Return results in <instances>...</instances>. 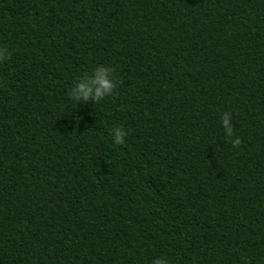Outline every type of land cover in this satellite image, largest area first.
<instances>
[{"label": "trees", "instance_id": "trees-1", "mask_svg": "<svg viewBox=\"0 0 264 264\" xmlns=\"http://www.w3.org/2000/svg\"><path fill=\"white\" fill-rule=\"evenodd\" d=\"M0 49V264H264V0H0Z\"/></svg>", "mask_w": 264, "mask_h": 264}, {"label": "clouds", "instance_id": "clouds-1", "mask_svg": "<svg viewBox=\"0 0 264 264\" xmlns=\"http://www.w3.org/2000/svg\"><path fill=\"white\" fill-rule=\"evenodd\" d=\"M6 58L5 50L0 49V59ZM116 83L112 79L110 68L98 65L92 72V78L78 79L75 87L71 89L70 95L77 103L80 101H101L104 97L112 93ZM220 124L223 127L225 135L231 140L232 146H237L240 141L238 138L233 139V127L230 123V114L225 112L221 114ZM112 142L115 145L124 143V130L121 127L112 128ZM152 264H167L163 258L154 259Z\"/></svg>", "mask_w": 264, "mask_h": 264}]
</instances>
